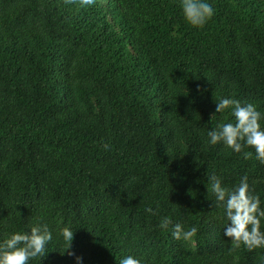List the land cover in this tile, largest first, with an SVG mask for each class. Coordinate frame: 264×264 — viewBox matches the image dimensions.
Listing matches in <instances>:
<instances>
[{
	"label": "trees",
	"instance_id": "obj_1",
	"mask_svg": "<svg viewBox=\"0 0 264 264\" xmlns=\"http://www.w3.org/2000/svg\"><path fill=\"white\" fill-rule=\"evenodd\" d=\"M206 2L197 28L181 0H0V242L44 222L53 240L29 264H78L64 227L81 264H264V248L229 251L208 181L247 176L264 208V164L207 135L235 122L222 97L256 104L264 128V0Z\"/></svg>",
	"mask_w": 264,
	"mask_h": 264
},
{
	"label": "clouds",
	"instance_id": "obj_2",
	"mask_svg": "<svg viewBox=\"0 0 264 264\" xmlns=\"http://www.w3.org/2000/svg\"><path fill=\"white\" fill-rule=\"evenodd\" d=\"M76 0H65V3H75ZM82 6H94L96 0H79ZM181 9L185 20L192 26L202 28L214 15L215 9L206 0H181ZM231 109L235 122L218 125L210 130L207 135L209 143L215 145L223 142L228 148L237 153H242L244 159L253 156L264 164V128L261 127V112L257 105L251 102L241 104L237 99L222 97L216 102V113ZM107 149L109 146L104 145ZM210 191L214 194L217 204L224 208L225 217L228 221L224 228V236L230 239L229 251H234L243 245L249 251L256 248H264V231L261 230V221L264 220V208L258 194L250 188L248 177L240 179L234 188L224 186L221 178L215 173L208 177ZM145 211L156 215L152 208ZM171 226L172 236L175 239L191 240L198 232L197 226L185 230L179 222L173 224L170 217L161 219L159 227L167 230ZM64 241V251L72 255L81 264L82 257L76 256L72 251L74 230L64 227L61 230ZM53 240V234L49 225L39 222L30 227L29 231L14 232L9 238L0 242V264H29L30 260H41L49 251V244ZM119 264H142L139 258L127 255L119 260Z\"/></svg>",
	"mask_w": 264,
	"mask_h": 264
}]
</instances>
